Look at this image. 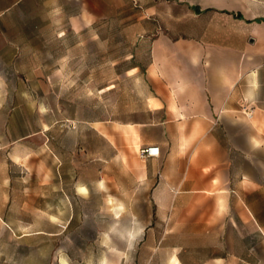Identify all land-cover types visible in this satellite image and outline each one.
<instances>
[{"label":"rangeland","instance_id":"rangeland-1","mask_svg":"<svg viewBox=\"0 0 264 264\" xmlns=\"http://www.w3.org/2000/svg\"><path fill=\"white\" fill-rule=\"evenodd\" d=\"M52 1L12 0L16 6L4 10L11 0H0V264H172L176 252L194 262L209 256L203 242L154 251L160 234L144 222L154 206L131 199L147 197L131 171L141 160L118 159L116 143L102 134L148 119L144 38L180 30L197 0ZM233 1L251 15L263 11L264 0ZM11 50L16 57L3 56ZM256 109L238 104L236 136L225 137L236 160L231 204L249 222L237 213L235 255L222 225L220 264H264V120ZM133 223L143 230L136 239Z\"/></svg>","mask_w":264,"mask_h":264},{"label":"crops","instance_id":"crops-1","mask_svg":"<svg viewBox=\"0 0 264 264\" xmlns=\"http://www.w3.org/2000/svg\"><path fill=\"white\" fill-rule=\"evenodd\" d=\"M72 1L75 7L76 0ZM14 6L11 0L3 9ZM236 8L233 0H197L189 4L180 30L167 28L145 37L149 59L144 76L153 90L147 97L150 115L117 123L115 129L104 127L102 132L116 143L118 159L141 160V168L131 171L147 197L131 199L148 200L154 206L144 221L149 232L160 234L154 251L203 242L209 253L194 262L190 253L176 252L171 263L220 264L224 256L215 242L220 240L222 225L227 224V232L232 233L226 240L235 255L237 213L249 222L247 214L231 204L236 194V160L225 137L231 131L236 136L238 104H254L257 119L264 120V7L259 15H251V8L246 12ZM3 53L8 58L17 56L14 50ZM151 145L159 147V155L140 158L139 150ZM142 231L133 223L134 239Z\"/></svg>","mask_w":264,"mask_h":264},{"label":"built area","instance_id":"built-area-1","mask_svg":"<svg viewBox=\"0 0 264 264\" xmlns=\"http://www.w3.org/2000/svg\"><path fill=\"white\" fill-rule=\"evenodd\" d=\"M159 155V147L156 145L147 146L139 150V156L142 159L156 157Z\"/></svg>","mask_w":264,"mask_h":264},{"label":"bare ground","instance_id":"bare-ground-1","mask_svg":"<svg viewBox=\"0 0 264 264\" xmlns=\"http://www.w3.org/2000/svg\"><path fill=\"white\" fill-rule=\"evenodd\" d=\"M172 264H176L175 262H173Z\"/></svg>","mask_w":264,"mask_h":264}]
</instances>
